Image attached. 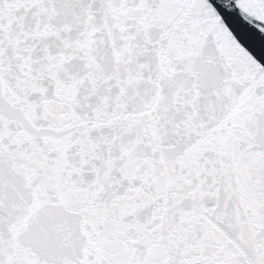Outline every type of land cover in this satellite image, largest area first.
Listing matches in <instances>:
<instances>
[{
    "label": "snow or ice",
    "instance_id": "1",
    "mask_svg": "<svg viewBox=\"0 0 264 264\" xmlns=\"http://www.w3.org/2000/svg\"><path fill=\"white\" fill-rule=\"evenodd\" d=\"M261 60L264 0H0V264H264Z\"/></svg>",
    "mask_w": 264,
    "mask_h": 264
}]
</instances>
